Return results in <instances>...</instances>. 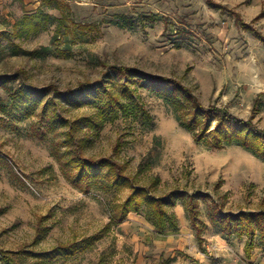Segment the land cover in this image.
Returning <instances> with one entry per match:
<instances>
[{"label":"rangeland","instance_id":"1","mask_svg":"<svg viewBox=\"0 0 264 264\" xmlns=\"http://www.w3.org/2000/svg\"><path fill=\"white\" fill-rule=\"evenodd\" d=\"M211 1L225 9L208 0H0V77L17 79L0 88V251L14 264L166 263L148 244L153 225L146 210L136 216L141 223L111 224L110 207L131 190L111 191L105 181L77 189L66 179L59 158L71 127L89 141L86 157L115 159L154 196L183 194L171 213L183 211L194 232L195 197L215 264H264L260 232L247 257L239 226L225 243L213 222L220 212L264 218V161L239 146L216 150L196 142L159 94L112 71L173 79L206 107L264 129V41L256 34L264 37V0ZM40 12L51 20L33 29L28 19ZM83 84L94 88L81 90ZM21 86L45 91L29 118L11 107ZM111 108L117 114L109 115ZM101 118L96 130L90 123ZM61 244L83 250L45 255Z\"/></svg>","mask_w":264,"mask_h":264},{"label":"trees","instance_id":"2","mask_svg":"<svg viewBox=\"0 0 264 264\" xmlns=\"http://www.w3.org/2000/svg\"><path fill=\"white\" fill-rule=\"evenodd\" d=\"M48 1L53 2L55 0ZM208 2L213 8L225 9L211 0H208ZM28 20L34 29L42 27L43 24H48L51 18L40 12L36 16L29 17ZM79 28L88 29L86 25H79ZM256 34L260 40L264 41L263 36ZM112 71L116 74L123 73L126 76L133 75L143 85L144 89L159 94L174 108L180 125L194 134L196 142L206 141L209 146L216 150L222 149L224 146H239L264 161V129H260L253 120L245 121L239 119L216 105L206 107L191 89L184 87L173 79L156 77L134 68L119 69L112 67ZM127 78L130 79V77ZM15 80H17L16 75L0 77V88ZM90 87L94 88V85L83 84L80 89L83 90ZM44 92L36 91L33 88L29 90L21 86L18 91L13 93L11 98V107L15 111L14 114L17 116L19 112L18 114L26 118L33 116L39 108L42 98L45 97ZM96 94V91H94L90 96L97 99ZM76 102L78 106L84 104L83 101L78 99H76ZM117 112V108L109 109V115L111 116L117 114ZM212 117L217 118L214 129ZM57 120H59L58 122L61 123V126L67 124V121H62L59 116ZM90 124L96 130H99L104 126L105 120H102V118L100 120H92ZM76 133V129L71 127L67 134V139L63 143L66 151L59 158L65 177L71 185L77 189L86 188L90 190L93 185L105 181L111 191L122 192L125 189L131 190V194L124 201L114 203L110 207L111 224L119 226L127 221L131 213L139 214L146 210L158 235L178 231L177 216L175 213H171V209L176 208L177 202L183 197V194L176 192L167 197L154 196L149 189L138 185L136 180L127 174L126 166L119 164L115 159L111 157L98 159L86 157L85 151L89 141L85 138L76 137ZM194 199L195 197L190 203V210L193 216L192 225L202 247L204 230L197 223L196 212L198 205ZM220 213L213 215V222L222 230L223 238L229 241L235 232H238L237 226H239L238 236L247 237L245 253L247 257H250L256 248L255 239L258 232L262 234L264 242L263 215L249 213L229 217ZM47 218L49 217L43 220ZM82 250H79L74 244H61L45 255L72 257ZM0 264H14V260L7 256L4 251H0Z\"/></svg>","mask_w":264,"mask_h":264},{"label":"crops","instance_id":"3","mask_svg":"<svg viewBox=\"0 0 264 264\" xmlns=\"http://www.w3.org/2000/svg\"><path fill=\"white\" fill-rule=\"evenodd\" d=\"M175 212L180 230L177 232H169L165 235H158L154 227H149L151 230V241L148 242V244H151V242L154 244L157 252L164 256L166 260L165 264H215L209 257V247L206 249L205 243L202 247L200 246L196 237V232H194L192 227H190V225L188 226L185 220L182 219L184 216L183 211V215L179 211ZM136 216L137 213H131L127 221L119 225V227H128L131 221L141 223L139 217ZM209 227L211 228L212 226L209 225ZM210 228H208V232ZM146 236L148 237V235ZM203 239L205 240L204 237ZM221 240L225 243L227 241L222 238ZM144 248L147 249L149 247Z\"/></svg>","mask_w":264,"mask_h":264}]
</instances>
